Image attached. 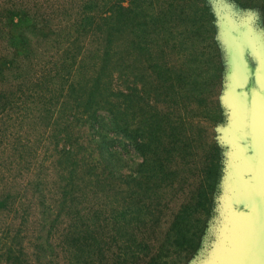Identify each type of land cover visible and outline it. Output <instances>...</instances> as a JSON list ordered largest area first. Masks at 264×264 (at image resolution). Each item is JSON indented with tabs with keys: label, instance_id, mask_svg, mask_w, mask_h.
Listing matches in <instances>:
<instances>
[{
	"label": "trees",
	"instance_id": "obj_1",
	"mask_svg": "<svg viewBox=\"0 0 264 264\" xmlns=\"http://www.w3.org/2000/svg\"><path fill=\"white\" fill-rule=\"evenodd\" d=\"M65 1L50 17L61 16L64 23L30 43L25 57L0 66V146L7 137L15 139L8 141L12 151L0 158V210L10 215L20 205L28 216L34 204L47 235L66 223L71 242L79 245L82 238L75 234H81L91 248L102 234L130 228L131 211L141 213L142 207L125 203L106 211L83 205L88 196H105L108 181L140 188L148 174L146 128L150 142L160 148L159 173L165 179L174 155L185 160L204 145L197 129L185 142L184 127L190 114L193 120L209 116L205 103L211 82L205 69L210 58L203 57L210 51L217 60L221 46L214 39L215 17L206 0ZM233 1L264 11V0ZM173 55L188 60L185 70L174 73L169 67ZM158 98L163 110L151 104ZM84 127L96 145L99 174L97 164L84 155L87 149H76L74 130ZM42 150L55 152L41 160ZM207 155L196 196L175 216L167 235L165 245L180 256L198 250L213 213L221 164L215 146ZM158 161L155 151L152 163ZM29 174L35 178L26 182ZM50 178L56 180L52 186ZM142 224L138 220L135 227Z\"/></svg>",
	"mask_w": 264,
	"mask_h": 264
},
{
	"label": "rangeland",
	"instance_id": "obj_2",
	"mask_svg": "<svg viewBox=\"0 0 264 264\" xmlns=\"http://www.w3.org/2000/svg\"><path fill=\"white\" fill-rule=\"evenodd\" d=\"M206 1L215 17L216 31L213 35L221 46L220 56L217 60L212 59V53L207 51L203 57V60L210 58L206 69L204 67L208 72L205 75L210 76L208 82H211L205 103L210 109L208 118L193 120V114H190L189 126L184 127L185 142L186 138L189 142L192 130L197 129L201 130L204 145L196 150L194 156L188 152L185 160L178 154L174 155L167 164L165 173L168 179H165L159 173L160 148L154 141L150 142V128H146L148 174L144 176L140 188L116 180L108 181L104 183L109 191L105 196H88L83 205L86 208L95 205L106 211L125 203L142 207L141 213L131 211L127 217L130 228L113 229L108 234H102V239L97 238V244L91 248L81 234H75L82 238L79 245L73 244L68 237L70 230L66 223H59L58 230L47 235L42 227L40 209L34 204L28 216L23 215L20 205L16 206L17 212L14 210L10 215L0 210V264H239L249 227V217L240 206L251 196L249 171L252 162L244 130L243 86L248 66L257 70L264 86V11L259 6H245L233 0ZM243 1L246 4L249 0ZM64 3L65 0H0V66L12 59H22L29 53L30 43H35L41 36L47 37L51 28L60 27L64 23L62 17L55 20L50 17H55ZM168 65L176 73L187 68L188 60L173 55ZM155 101L156 104L154 100L151 104L163 110V100L158 98ZM191 108L195 110L196 106L191 104ZM147 113L150 114L146 109V119ZM74 136L78 139L76 149L81 152L79 145L84 146L87 149L85 157L91 164H97V174L101 173L96 145L87 127L74 130ZM14 140L10 137L5 139V145L0 146V158H5L12 151L13 145L7 146L8 141ZM43 146L46 148V145ZM210 146H215L218 152L222 175L214 194L213 213L198 250L190 256H180L165 245L167 235L175 216L196 196ZM155 151L158 165L152 163ZM54 152L46 155L44 150L41 160ZM54 171L51 169L49 174ZM154 171H158L156 179ZM79 175H84L83 171ZM34 178V174H29L26 182ZM99 178L103 181V172ZM53 182L56 180L50 178L49 185L52 186ZM102 183L95 185L100 189ZM26 188L30 193L32 189ZM136 219L145 223L144 227H141L143 224L135 227L138 226L135 225ZM165 252L169 256L158 258Z\"/></svg>",
	"mask_w": 264,
	"mask_h": 264
},
{
	"label": "water",
	"instance_id": "obj_3",
	"mask_svg": "<svg viewBox=\"0 0 264 264\" xmlns=\"http://www.w3.org/2000/svg\"><path fill=\"white\" fill-rule=\"evenodd\" d=\"M245 93V135L252 159L251 196L240 209L249 217L244 253L239 264H264V86L257 70L248 66Z\"/></svg>",
	"mask_w": 264,
	"mask_h": 264
}]
</instances>
